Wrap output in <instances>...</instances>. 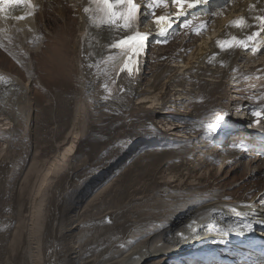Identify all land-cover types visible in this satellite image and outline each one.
Wrapping results in <instances>:
<instances>
[{
	"label": "bare ground",
	"instance_id": "bare-ground-1",
	"mask_svg": "<svg viewBox=\"0 0 264 264\" xmlns=\"http://www.w3.org/2000/svg\"><path fill=\"white\" fill-rule=\"evenodd\" d=\"M69 1L76 16L60 8L52 24L44 0L0 13V40L14 61L0 53V87L10 90L0 92V262L26 264L22 233L31 264H93L84 254L102 241L123 246L133 257L126 264L181 256L194 264L193 255L201 260L196 254L223 247L220 239L229 245L264 229V159H240L247 145L230 128L213 135L238 150L217 154L200 123L264 102V31L256 20L264 0H227L191 25L197 31L152 46L133 77L120 72L123 58L107 60L119 54L111 48L118 34L89 21V0ZM241 18L249 27L233 26ZM141 21L136 31L151 35ZM253 31L255 53L217 45ZM252 88L259 91L248 95ZM242 162L249 176L263 174L258 186L230 176ZM245 223L252 229L239 227Z\"/></svg>",
	"mask_w": 264,
	"mask_h": 264
},
{
	"label": "snow or ice",
	"instance_id": "snow-or-ice-1",
	"mask_svg": "<svg viewBox=\"0 0 264 264\" xmlns=\"http://www.w3.org/2000/svg\"><path fill=\"white\" fill-rule=\"evenodd\" d=\"M27 2L28 0H0V13L5 12L8 7H16ZM207 2L208 0H171V3L177 7L175 20H180L181 17L189 14V10ZM166 6V0H152V4L149 5L153 9L154 23L159 29L156 35L164 38L160 42H166V36L173 26V21L168 15L155 16V9ZM139 10L140 5L134 3V0H89V7L84 8V12L89 14V21L97 28L106 27L110 32L118 34L113 38L111 48L119 50V54L118 56H108L107 60L119 63L120 58H123L122 64H120V72H126L129 77H133L134 74L139 72V57L145 50L149 36L148 33L136 31ZM17 19H23V17H17ZM256 20L259 22V30L264 31V16H257ZM162 22L163 26H161ZM190 23L191 21L186 20L180 26L187 27ZM232 23L233 26L241 29L249 27L243 18ZM258 35L259 31H253L243 39L234 35L230 41H217V45L221 50L239 48L243 51L251 50L255 53L257 48L254 45ZM104 87L107 90V85ZM253 115L260 117L261 112L254 111ZM208 129L214 132L216 126L210 124ZM261 203L264 204V201H261ZM239 227L245 230L252 229L250 223H245Z\"/></svg>",
	"mask_w": 264,
	"mask_h": 264
},
{
	"label": "rangeland",
	"instance_id": "rangeland-1",
	"mask_svg": "<svg viewBox=\"0 0 264 264\" xmlns=\"http://www.w3.org/2000/svg\"><path fill=\"white\" fill-rule=\"evenodd\" d=\"M44 3L47 4L46 6H44V13L47 17V12H48V16L51 19V21H50L51 24L54 23V21L56 19L60 18L58 15V11H60V8H62L63 11L65 10L67 15H69L71 17L76 16V13L72 10L71 5L69 4L70 3L69 0H44ZM62 4H64V5H62ZM40 23H43V25H44L46 23V21L45 22L40 21ZM51 27H52V29L48 28L50 32H52V33L58 32L54 25H52ZM183 32H184L183 29L180 30L179 32H177L171 38L170 42H174V43L177 42L179 40L178 38L180 37L181 34H183ZM0 53L3 54L2 52H0ZM8 57L9 56H7V58ZM1 58H4V57L1 56ZM8 59L10 60L11 58L9 57ZM11 63L14 65V61H12V59L9 61L10 66H12ZM62 69H64V68L61 67V70ZM60 74H61V72H60ZM44 76H45V78H44ZM43 78L46 81H48V80H51L53 82L55 81V78L51 77V75H49V74L47 76L45 74H43ZM34 158H36V157L34 156ZM33 159H32V161H33ZM37 161H39V160L37 159ZM244 161H246V160H244ZM246 162H244V163L242 162L240 164V168L237 169V171L232 172L230 176L236 177L238 179V182H241V180H246V181H248L249 185H250V183H255L257 185L258 180L263 179L262 178L263 174L261 176L259 174H257V175H254L253 177L246 174V171H247V168L245 167ZM25 169L23 170V173H24ZM224 172H225V170H224ZM239 178H240V180H239ZM19 187H20V180L17 183V188H19ZM23 191H24V188H23ZM14 198L17 199L16 192H15ZM85 202L82 204V207L85 204ZM22 207H24V202L22 203ZM83 218L85 219V215ZM23 220H24V218H23ZM13 228H14V225H13ZM78 232H80V231H78ZM78 232H77V234H78ZM1 240H3V239L0 238V242H1ZM18 247H20V253H27L28 254V259L26 257H24L22 259V261H25L26 264H31L30 256H29L27 246H26V236L24 235V233H22V235L20 236V242H19ZM87 250H88V252L84 254V257L85 258H91L93 264H96V263L112 264L114 262H117L116 264H118V263L126 264V263L122 262L123 259H127V262H129L131 259H133V257L128 252L124 251L123 246H117V247L113 246L112 247L111 243H105L104 241H102L95 250L92 247L88 248ZM141 254L142 253H138L136 255V257L141 255ZM125 256H126V258H124ZM4 258H5V256H4ZM179 258H180L179 260L187 262L186 259H183V256H181ZM173 260L169 264H179L178 261H176L175 259H173ZM77 261H80V257L77 259ZM104 261H106V262H104ZM0 264H2V262H0ZM145 264H164V262L160 261L158 259V260H156V262L151 260ZM237 264H241V263H237Z\"/></svg>",
	"mask_w": 264,
	"mask_h": 264
}]
</instances>
